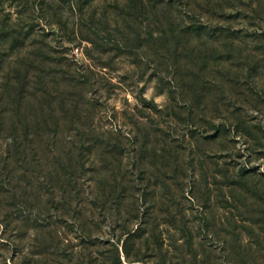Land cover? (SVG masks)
<instances>
[{
  "label": "rangeland",
  "instance_id": "374dc122",
  "mask_svg": "<svg viewBox=\"0 0 264 264\" xmlns=\"http://www.w3.org/2000/svg\"><path fill=\"white\" fill-rule=\"evenodd\" d=\"M0 264H264V0H0Z\"/></svg>",
  "mask_w": 264,
  "mask_h": 264
}]
</instances>
